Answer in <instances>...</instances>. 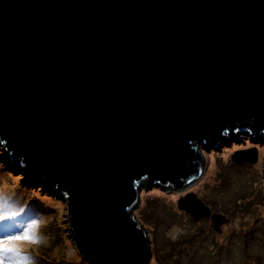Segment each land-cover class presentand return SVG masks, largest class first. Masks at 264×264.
<instances>
[{
    "label": "water",
    "instance_id": "water-1",
    "mask_svg": "<svg viewBox=\"0 0 264 264\" xmlns=\"http://www.w3.org/2000/svg\"><path fill=\"white\" fill-rule=\"evenodd\" d=\"M238 131L264 137V0H0V144L88 261L148 264L140 189L181 191L198 144ZM176 205L228 220L191 191Z\"/></svg>",
    "mask_w": 264,
    "mask_h": 264
},
{
    "label": "rangeland",
    "instance_id": "rangeland-1",
    "mask_svg": "<svg viewBox=\"0 0 264 264\" xmlns=\"http://www.w3.org/2000/svg\"><path fill=\"white\" fill-rule=\"evenodd\" d=\"M237 133L217 139V145L198 144L204 168L181 191L159 185L140 189V202L132 212L149 236L148 264H264V137ZM251 147L256 148L255 163L231 159L234 151ZM21 168L0 144V197L19 212L0 223V235L19 232L35 220L41 242L19 246L35 257L31 264H94L71 237L66 203ZM189 191L228 218L219 224L220 231L210 218L194 221L177 207L178 198Z\"/></svg>",
    "mask_w": 264,
    "mask_h": 264
},
{
    "label": "snow or ice",
    "instance_id": "snow-or-ice-1",
    "mask_svg": "<svg viewBox=\"0 0 264 264\" xmlns=\"http://www.w3.org/2000/svg\"><path fill=\"white\" fill-rule=\"evenodd\" d=\"M18 215L19 212L13 210V205L7 199L0 197V223L11 221ZM33 221L26 224L19 232L0 235V264H29L35 259L31 254L22 252L18 246L19 242L39 244L42 240L37 234L38 224Z\"/></svg>",
    "mask_w": 264,
    "mask_h": 264
},
{
    "label": "trees",
    "instance_id": "trees-1",
    "mask_svg": "<svg viewBox=\"0 0 264 264\" xmlns=\"http://www.w3.org/2000/svg\"><path fill=\"white\" fill-rule=\"evenodd\" d=\"M12 160V159H11ZM19 166V165H18ZM20 168H21V166H19ZM22 170H25L26 172H27V170L25 169V168H21ZM28 173V172H27ZM35 182H37V180H34ZM39 182V181H38ZM41 183V182H40ZM45 187V186H44ZM46 189H48V191L50 192H52V193H55V192H53L51 189H49V188H47V187H45Z\"/></svg>",
    "mask_w": 264,
    "mask_h": 264
},
{
    "label": "bare ground",
    "instance_id": "bare-ground-1",
    "mask_svg": "<svg viewBox=\"0 0 264 264\" xmlns=\"http://www.w3.org/2000/svg\"><path fill=\"white\" fill-rule=\"evenodd\" d=\"M48 200H50V198L46 200L47 203H49ZM53 201H54V200H53ZM49 206L52 207L53 205H49ZM23 245H24V242H19V243H18V246H20V247L23 246Z\"/></svg>",
    "mask_w": 264,
    "mask_h": 264
},
{
    "label": "clouds",
    "instance_id": "clouds-1",
    "mask_svg": "<svg viewBox=\"0 0 264 264\" xmlns=\"http://www.w3.org/2000/svg\"><path fill=\"white\" fill-rule=\"evenodd\" d=\"M32 222H34V221H32ZM32 222H31V223H32ZM40 242H41V241H40ZM29 264H31V261L29 262Z\"/></svg>",
    "mask_w": 264,
    "mask_h": 264
},
{
    "label": "flooded vegetation",
    "instance_id": "flooded-vegetation-1",
    "mask_svg": "<svg viewBox=\"0 0 264 264\" xmlns=\"http://www.w3.org/2000/svg\"><path fill=\"white\" fill-rule=\"evenodd\" d=\"M213 211V210H212Z\"/></svg>",
    "mask_w": 264,
    "mask_h": 264
}]
</instances>
